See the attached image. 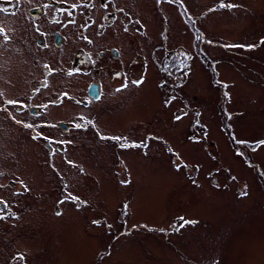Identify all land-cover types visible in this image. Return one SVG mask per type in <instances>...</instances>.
<instances>
[{
    "label": "rangeland",
    "instance_id": "rangeland-1",
    "mask_svg": "<svg viewBox=\"0 0 264 264\" xmlns=\"http://www.w3.org/2000/svg\"><path fill=\"white\" fill-rule=\"evenodd\" d=\"M0 6V264H264V0Z\"/></svg>",
    "mask_w": 264,
    "mask_h": 264
},
{
    "label": "flooded vegetation",
    "instance_id": "flooded-vegetation-1",
    "mask_svg": "<svg viewBox=\"0 0 264 264\" xmlns=\"http://www.w3.org/2000/svg\"><path fill=\"white\" fill-rule=\"evenodd\" d=\"M39 8H33L31 11H37L38 12ZM55 33L58 32H54ZM59 34V33H58ZM60 35V34H59ZM61 36V35H60ZM41 42V39H38V43ZM55 42V39H54ZM61 42H62V36H61ZM61 42L59 44H61ZM56 44V43H55ZM57 44V45H59ZM115 50L114 48L112 49V51ZM116 51V50H115ZM113 55L116 56L117 55V51H116V55L113 52ZM98 84V88H99V97L98 98H93L91 95H89L93 100H98L100 98V85L98 82H94ZM92 84V83H91ZM14 85V84H13ZM89 87V86H88ZM88 92V89H87ZM15 102L14 104H10L9 102ZM86 102H83V104H85ZM0 110H4L6 112H8V116L10 118V120L12 122H16L14 124H16L17 129L18 128H22L23 131L27 132L28 134H26V136H34V137H39V136H44L45 134H43L42 130L40 129L43 126H53L56 127L58 129H60V132H68L70 130H72L73 128H78L76 127L77 124L81 125V122L86 125L87 127H92L91 130L95 131V124L94 122L92 123V121L90 122L89 120H87L86 118H79V116H75L74 121H62V120H55V121H41V120H36L33 121V117H37L40 112H41V106H39L38 104H30L29 102H26L22 99H5L4 101H0ZM21 116V117H15V116ZM0 125H3V123L1 122ZM26 125H33L32 127H27ZM2 127V126H1ZM8 127V126H7ZM4 125L2 127V129H4ZM10 129H12V131H14V127H8ZM7 128V129H8ZM85 128V127H84ZM82 126L79 129H84ZM47 146H49V143H47ZM11 183L13 184L12 180L10 179ZM14 181V180H13ZM9 182V181H8ZM15 182V181H14ZM9 184V183H7ZM12 214V208L10 207V203L9 201L6 199V201H3L0 199V215L7 217L10 216Z\"/></svg>",
    "mask_w": 264,
    "mask_h": 264
},
{
    "label": "snow or ice",
    "instance_id": "snow-or-ice-1",
    "mask_svg": "<svg viewBox=\"0 0 264 264\" xmlns=\"http://www.w3.org/2000/svg\"><path fill=\"white\" fill-rule=\"evenodd\" d=\"M162 2V0H157V3H161ZM167 2H169V3H172V2H175V0H167ZM218 7H221V8H223V7H236V5H231V4H229V5H225V4H223V3H221V4H219L218 5ZM215 9H210V11H214ZM0 12H8V9L7 8H5V7H2V6H0ZM126 31H127V29H125ZM0 34H4L3 33V29H0ZM9 39V37L6 35V34H4V40L5 41H7ZM262 43H264V41H262ZM247 47H249V48H253V47H255V45H248ZM45 67H47V66H45ZM142 81H132V83H134V84H139V83H141ZM122 87H127V84H125V85H123ZM121 89H117V91H120ZM10 104H14L15 102H9ZM177 119H180V117L178 116V117H176ZM27 127H32L33 125H26ZM76 127H81V125L80 124H77L76 125ZM103 138V137H102ZM117 139H119V138H117ZM260 144H264V141H261V142H259ZM135 146H139V145H135ZM121 147H126V145H121ZM75 199H78V198H75ZM75 199H74V202H75ZM61 202H63V201H61ZM57 215H60V213L59 212H57ZM0 219H5V217L4 216H2V215H0ZM181 220H183V218L181 217L180 218ZM93 223L94 224H99L100 222L99 221H93ZM191 223H195L194 221H187V220H184L183 221V223L182 224H180V228H183L186 224H191ZM109 227H111V226H109Z\"/></svg>",
    "mask_w": 264,
    "mask_h": 264
},
{
    "label": "water",
    "instance_id": "water-1",
    "mask_svg": "<svg viewBox=\"0 0 264 264\" xmlns=\"http://www.w3.org/2000/svg\"><path fill=\"white\" fill-rule=\"evenodd\" d=\"M55 43L59 44L61 42V36L58 33H55L54 35ZM114 54L116 55V51L113 50ZM88 93L91 95L93 98H98L99 97V88L97 83H92L88 87Z\"/></svg>",
    "mask_w": 264,
    "mask_h": 264
}]
</instances>
